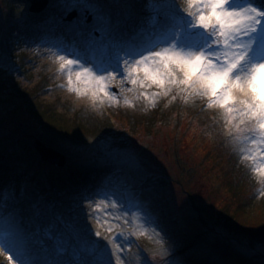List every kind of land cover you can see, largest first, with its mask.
I'll use <instances>...</instances> for the list:
<instances>
[{
	"label": "rangeland",
	"instance_id": "374dc122",
	"mask_svg": "<svg viewBox=\"0 0 264 264\" xmlns=\"http://www.w3.org/2000/svg\"><path fill=\"white\" fill-rule=\"evenodd\" d=\"M92 1L76 2L84 13L77 14L71 22H64L67 27L54 22L45 10L32 24L37 29L34 35L24 44L15 45L11 38L6 42V50L0 48V75H5V80L0 76V136L5 135L11 141L21 140L26 151L31 153L27 155L33 157L38 173L54 168L64 174L68 165H80L98 151L116 158L132 173L148 181L150 192L161 196L157 204L169 227L162 235L156 223L134 209L136 203L128 199V192L116 188L114 177L106 178L103 186L117 190V197L103 188L88 198L77 194L59 198L57 194L53 206L38 201L25 204L12 187L4 190L2 186L6 183L2 182L0 264H45L49 261L59 264L62 258L64 264H116L117 256L123 264H169L168 256L175 247V239L194 237L203 232L202 222L217 229L222 220L256 228L264 220V177L257 175L252 160H243L244 153L232 149L235 143H228L234 137L227 134L222 110L207 108V100L195 96L185 103L182 96L176 95L175 89L168 96L157 97L154 106L140 93L151 97L160 91L155 85L136 86L133 91H128L133 86L122 80L118 73L126 76L123 59L131 62V58L143 50V45L133 42V34L123 38L125 34L122 33L117 40L126 39L125 49L120 46L115 49L108 42L109 36L103 35L104 25L109 26V14L113 12V17L121 19L123 26H127V9L138 6L148 24L155 27L160 21L159 25L164 26H160L158 34L146 33L139 27L136 32L143 33L147 44L158 42L166 38L172 25L166 19L175 17L177 10L186 15L188 0H99V4ZM19 3L0 0V20L10 17L14 12L11 9H16ZM254 3L259 5L264 0H254ZM52 4L60 8L62 18L75 7L73 0H54ZM116 21L114 26L120 25V20ZM9 23L10 18L1 28L0 40H5L4 35L11 32L7 31ZM83 27L89 28L91 35L93 32L97 35L95 40L80 36ZM64 31L75 35L72 42L61 36L65 35ZM61 55L77 58L105 76L109 73L115 76V79L109 77L107 87L116 94V100H109L102 93L94 96L93 90L84 84L78 85L83 90L81 95L69 91L66 70L60 71L58 57ZM140 76L143 78V72ZM9 81L17 88V93L9 92L5 86ZM173 96H176L175 100ZM8 98L19 109L6 105L10 101ZM3 103L10 111H4ZM31 103L36 105H33L36 114L56 123L49 129L73 132L78 137L76 141H89L88 144L94 146H77L70 134L65 141H53L47 134L46 121L36 118L29 107H23ZM196 106L202 108V115L198 114ZM216 127H221L222 133H215ZM36 139L49 148H60L58 152L65 156V165L58 167L41 160L33 147ZM256 152L260 162L264 152L259 149ZM253 179L262 183L261 188L255 190L259 195L256 198H253L256 195L250 184ZM66 199L73 203L67 206L64 204ZM55 206L57 210L53 209ZM53 216L61 220L62 233L47 225L51 223L56 228ZM31 221H34V228ZM133 231H143L146 235H132ZM120 233L123 237L117 243L123 251L118 252L110 241ZM9 255L14 257L12 261H9Z\"/></svg>",
	"mask_w": 264,
	"mask_h": 264
},
{
	"label": "snow or ice",
	"instance_id": "6c2138e0",
	"mask_svg": "<svg viewBox=\"0 0 264 264\" xmlns=\"http://www.w3.org/2000/svg\"><path fill=\"white\" fill-rule=\"evenodd\" d=\"M177 12L166 38L143 45L131 62L123 59L126 76L118 75L133 86L128 91L136 86L159 88L151 97L140 93L153 106L157 97L168 96L175 89L185 103L195 96L206 99L207 108L219 107L227 134L245 145L240 149L243 160H252L257 175L264 177V156L257 162L256 152H264V3L188 0L186 15ZM58 59L60 71L66 70L69 91L81 95L78 85L84 84L94 96L102 93L116 100L107 87L109 77L115 79L111 73L105 76L77 58L61 55ZM132 235L146 233L133 231ZM122 237L120 233L110 241L118 252L123 251L117 243ZM8 259L14 257L9 255ZM116 264H123L119 256Z\"/></svg>",
	"mask_w": 264,
	"mask_h": 264
},
{
	"label": "trees",
	"instance_id": "16d2710c",
	"mask_svg": "<svg viewBox=\"0 0 264 264\" xmlns=\"http://www.w3.org/2000/svg\"><path fill=\"white\" fill-rule=\"evenodd\" d=\"M17 1L20 2L17 5L19 8L16 7V9H11L14 12L10 14V17H5L4 19L0 20V31L2 30L1 28L5 26L4 23L6 20L9 18L11 20V24L9 23L7 27V31L11 32L7 35H4L6 37V41L0 40V48H2V50H6V42L10 41L11 38H13V44L15 45L21 44V42L24 44L26 40L34 35V31L37 30L35 25L33 26L32 24L36 19L38 20V18H41L45 12V14L51 15V18L54 19V22L61 24L64 27L68 26L64 23V21H62L64 18H62L63 15L60 8L54 7L52 4L54 0H50V4L48 5L46 11L40 14L30 13L28 11L29 3L27 1L16 0V2ZM73 1L75 2V7H71V9H73V11H77V14L79 15L80 13H84V11H82L81 8L77 6L76 2L79 0ZM97 1L99 0H93L92 2L99 4ZM20 7L24 8V10H21ZM127 11H129V13H127V26H123L121 19H118L117 17L115 18L118 21L120 20V25L114 26L117 24V21L113 17V12L112 14H109L110 16L107 22L109 26L106 24L104 25L106 28L103 35H106L107 37L109 36L108 42L110 41L111 46L115 49H118L119 46L122 47V49H125L124 42L126 39H119L122 42L117 40L120 38V34L122 33L125 34L123 38H126V36H132L133 34L135 36L133 38L134 43H137V45H146L147 40L144 38L143 33L136 32V27H139V29H142L146 33L153 31L158 34L160 26H164L162 24L159 25L160 21L155 27H153L151 24H148V22L142 18V14L139 12L138 6L129 7ZM103 12H105L104 9ZM173 18L166 20H169L170 24H172L171 22ZM58 24H55V26ZM83 28L84 30L80 36L87 39L93 38L95 40L97 35L94 32L91 35L89 33V28ZM64 34L65 35L61 34V36L72 42L73 36L75 35L67 31H64ZM118 42H120V44ZM112 47L109 53L112 52ZM0 76L3 80H5V75L1 74ZM5 86H7L9 92L10 90H13L17 93V88L11 85V81L6 82ZM18 95L20 94L18 93ZM18 95H15V99L18 100V102H21V98ZM8 99L10 101L6 103V105L10 104L9 106H15L17 109H19L15 103H13V101L11 102L10 98ZM6 105L4 104V111H10L9 106L7 107ZM33 105L36 106L34 103H31L28 105H23V107H29L28 110L30 109L29 111L32 112L36 118L45 120L46 125H48V128L46 129H49V126L56 124L54 121H51L50 118L45 117L47 119H44L42 116L36 114L33 111V109H35ZM192 109H194V107ZM196 110L199 115L203 114L202 108L200 106H196ZM52 128L53 127L48 130L47 134H49V137L53 141H65L68 137L67 134H70V139L72 140L73 144L80 147L94 146L93 143L91 145L88 144L89 141L82 142L80 140L81 143L76 141L78 137L76 136V138L73 132L65 131L61 133L59 130H53ZM222 131L223 129L221 127H216L214 132L222 133ZM7 138L8 137L5 135L0 136V183H6L2 186L4 190L11 189L12 187L13 191L16 194H19L23 200H25V204L35 203L38 201L53 206V202L57 199V194H59V198H63L65 195L72 196L76 194L78 196L80 195L88 198L100 188H103V190H105L107 193L111 191V193L117 197V190H108L103 186V181L106 178L114 177L116 179V182H114L116 188H119L123 192H128V199L136 203V207H134V209L143 214L145 218L151 219L152 223H156L155 225L159 230H161L162 235L166 234L164 230L168 226L167 222L165 221L167 218L164 213L162 214L161 207H159L157 204L158 198L159 200L162 199L161 196L157 193L150 192L147 189L150 185L148 181L132 173L129 167H127L124 163L119 162L116 158L110 157L104 152L98 151V153L96 152L91 154L87 158L86 162L81 163L80 165H68L64 174L55 171L54 168L44 171L43 173H38L35 169V162L32 161L33 157L31 155H27L31 153L26 151L22 141L20 140L19 142L16 139L11 141L9 138ZM228 143L231 145L235 143V146H233L232 149L235 150L236 153L240 151L242 146L245 147V145L237 143L231 139L228 140ZM53 150L60 151V148ZM85 181L88 183H84ZM250 184L253 185V187H251V189L254 191L253 195H256L253 198H256L259 195L258 193L256 194L255 190L260 189L262 183L260 181L257 182V179H253V182ZM71 203H73L72 200H67L64 204L69 206ZM53 209L57 210V206L53 207ZM52 219L53 222H56V228H53L51 223L46 222L47 225L51 228V230H60L62 233L63 226L59 217L53 216ZM263 221L264 220H262L255 228L253 226H249L248 224L244 225V223H229V220H222L221 225L217 226L219 229L202 222L203 232L198 233L194 237L189 236L181 240L174 238L176 243L173 245L175 247L172 253H170L168 256L169 264H264ZM31 223L32 228H34V221H31ZM63 241V243L66 244L67 241L65 237L63 238ZM73 244L75 243L72 242V245ZM63 261H65L63 258L60 259L59 264H64L65 262ZM45 264L53 263L49 261V263Z\"/></svg>",
	"mask_w": 264,
	"mask_h": 264
},
{
	"label": "water",
	"instance_id": "95a60500",
	"mask_svg": "<svg viewBox=\"0 0 264 264\" xmlns=\"http://www.w3.org/2000/svg\"><path fill=\"white\" fill-rule=\"evenodd\" d=\"M25 1L29 3L28 11L32 14H40L44 12L47 9L48 5L50 4V0H25ZM76 16H77V11H73L63 20L64 22H71ZM33 147L39 154L41 160L58 167H63L65 165L66 162L65 156L60 152L47 147L40 140L36 139L33 143Z\"/></svg>",
	"mask_w": 264,
	"mask_h": 264
}]
</instances>
